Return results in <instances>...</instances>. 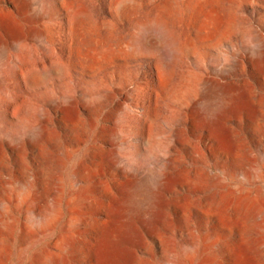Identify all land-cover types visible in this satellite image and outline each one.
Here are the masks:
<instances>
[{
    "label": "rangeland",
    "instance_id": "1",
    "mask_svg": "<svg viewBox=\"0 0 264 264\" xmlns=\"http://www.w3.org/2000/svg\"><path fill=\"white\" fill-rule=\"evenodd\" d=\"M189 1L0 0V21L8 15L21 36L14 42L0 25V220L9 222L7 231L0 229V264H42L41 257L54 252V241L67 233L65 225L72 216L67 191L53 231L42 228L26 200L17 196L31 180H39L40 166L29 143L35 127L46 126L51 138L42 146L52 156L71 151L70 167L74 170L81 171L79 164L85 153L90 156L97 148L116 152L121 158L117 165L104 166L78 187L95 190L100 181H106L119 201L118 208L130 209L135 221L133 211L145 205L138 201L142 189H155L157 177L171 171L167 159L172 158L179 168L202 167L211 179L220 170L227 171L226 158L211 154L207 131H195L186 115L193 108L215 113L224 107L221 89L210 81L244 88L251 102L260 106L252 123L240 114L229 117L225 128L242 154L228 183L257 193L264 212V168L257 167L264 155V73L258 72L253 62L264 43V0H208L194 8ZM220 3L223 10L217 7ZM75 6L84 11L80 19L72 16L70 9ZM216 10L222 11L223 18H235V30L199 38L200 20ZM152 20L164 23L166 34L178 47L174 73L166 85L157 80L154 64L161 49L158 37H142L144 50L128 49L139 27ZM51 65L62 67L64 72L52 73L36 83L26 79L27 66L40 72ZM65 103L76 113L74 122L62 119L60 111ZM148 109L155 110L158 135L152 147L139 150L133 142L139 124L131 117ZM180 128L198 145V160L174 143L171 132ZM113 129L117 137L111 145ZM55 173L53 167L51 176ZM130 178L137 186L124 197L117 186ZM199 195L176 185L166 198L182 201ZM91 197L84 201L87 208L82 220L100 222L108 196L94 192ZM43 207L40 197L36 213ZM176 211H165L158 241L144 234L146 245L138 252L136 264H164L185 246L189 233L201 226L202 220L195 213L186 211L184 216ZM206 226L216 227L215 223ZM80 233L78 251L70 264H91L86 253L96 236L84 226ZM219 233L231 248L238 246L230 229ZM248 233L241 253L253 264H264V252L254 243L258 235ZM217 262L235 264L230 254L219 256Z\"/></svg>",
    "mask_w": 264,
    "mask_h": 264
},
{
    "label": "bare ground",
    "instance_id": "2",
    "mask_svg": "<svg viewBox=\"0 0 264 264\" xmlns=\"http://www.w3.org/2000/svg\"><path fill=\"white\" fill-rule=\"evenodd\" d=\"M208 0H190V8L202 6ZM222 8L223 4L217 6ZM74 19H80L84 15L81 6L71 9ZM221 14V15H220ZM1 28L13 39L19 42L21 36L12 23L10 17L5 15L0 21ZM199 38L217 36L221 31L230 33L235 30L234 17L223 18L222 11H214L200 20ZM154 34L160 40V52L154 62L157 71V80L166 85L174 73L175 59L178 54L176 43L166 34L164 23L161 20H152L139 27L134 37L128 44L131 52L144 50L142 37ZM254 66L260 73H264V43L254 59ZM64 69L58 65H51L49 69L42 68L40 72L33 68H25V77L30 83H36L42 77H48L52 73H63ZM215 88H220L223 95L224 107L219 111L200 113L198 109H191L186 115L191 119L195 131L205 129L207 131V144L211 154L225 157L229 167L227 171L220 170L213 175L206 173L202 167L194 166L188 169L176 167L174 160L167 159L171 171L165 172L155 180V189L147 191L142 189V198L138 201L145 204L141 210L133 211L137 220L131 219V210L120 207L113 191L108 187L106 181H100L94 190L91 187H78V184L98 172L107 165H117L121 158L116 152L97 148L90 156L85 153L84 161L79 164V169L70 167L71 151L64 155L54 157L43 148L42 144L50 140V134L44 124L35 127L29 136V143L36 152V158L40 166L39 180H31L24 190L17 196L25 199L31 210L33 218H38L39 225L47 230L53 231L57 226L61 213V203L67 192L71 195L73 205L72 216L67 221L65 228L67 233L59 236L53 243L54 252L43 255L40 259L42 264H70L75 252L78 251L80 229L84 226L95 234V243L87 249V256L91 264H136L138 252L146 245L144 234L158 241L159 226L163 223L164 214L167 209H175L185 216L195 213L202 220L199 228L189 233L187 243L179 251L174 252L164 264H218L217 258L224 254H230L235 264H253V261L241 253L243 243L248 241V232L258 235L256 245L264 252V212L260 208V199L257 193L243 189L239 186L231 187L228 179L234 177L237 159L242 155L238 151V145L231 139L232 134L225 128L226 120L233 116L239 117L244 114L249 122H253L258 114L260 106L251 102L244 88L233 87L219 81L209 82ZM130 91V90H129ZM126 102L129 100L125 95ZM17 109V107H16ZM16 112H14L15 114ZM61 116L64 122H74L76 113L70 103L62 107ZM117 120V114L114 116ZM137 119L140 131L133 135L134 147L139 150L148 148L155 143L158 135L155 126V110H146ZM116 131H111V145L116 144ZM171 137L181 150L198 160L200 150L198 145L191 142L182 128L171 132ZM150 147H152L150 145ZM87 158V159H86ZM264 168V155L257 167ZM54 167L56 173L51 176ZM173 168V169H172ZM130 177V176H129ZM176 185L188 187L190 192H198L197 197L185 198L182 201L169 200L166 198ZM119 186V187H118ZM117 192L127 196L137 186L136 181L130 178L126 183L119 184ZM139 189V188H138ZM40 192V195L38 194ZM94 192H101L108 196L107 203L103 207V220L100 222H84L82 215L87 208L84 203L87 197ZM67 195V194H66ZM44 199V207L36 213L38 200ZM94 205V204H93ZM96 205V204H95ZM176 211V212H177ZM257 219V220H256ZM183 221V220H182ZM215 223L216 227L208 228L206 225ZM0 229H9V222L5 218L0 220ZM230 229L234 232V241L238 246L231 248L220 235V230ZM2 240L0 238V247Z\"/></svg>",
    "mask_w": 264,
    "mask_h": 264
}]
</instances>
